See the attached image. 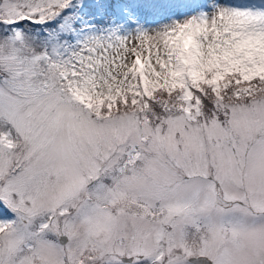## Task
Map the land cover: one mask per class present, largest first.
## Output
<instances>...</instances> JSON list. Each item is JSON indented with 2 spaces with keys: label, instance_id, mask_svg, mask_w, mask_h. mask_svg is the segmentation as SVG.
I'll list each match as a JSON object with an SVG mask.
<instances>
[{
  "label": "snow or ice",
  "instance_id": "6c2138e0",
  "mask_svg": "<svg viewBox=\"0 0 264 264\" xmlns=\"http://www.w3.org/2000/svg\"><path fill=\"white\" fill-rule=\"evenodd\" d=\"M0 264H264V0H0Z\"/></svg>",
  "mask_w": 264,
  "mask_h": 264
}]
</instances>
